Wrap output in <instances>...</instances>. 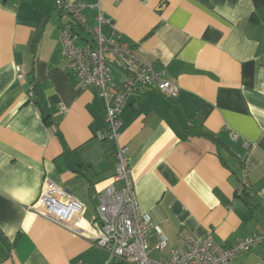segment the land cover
Instances as JSON below:
<instances>
[{
    "label": "crops",
    "instance_id": "crops-1",
    "mask_svg": "<svg viewBox=\"0 0 264 264\" xmlns=\"http://www.w3.org/2000/svg\"><path fill=\"white\" fill-rule=\"evenodd\" d=\"M100 2L103 35L179 87L174 98L141 88L120 115L140 209L169 243L150 256L165 257L181 232L211 234L225 247L264 234V0ZM83 14L95 24L94 9ZM65 22L54 0H0V264H116L95 245L92 226L116 145L105 136L98 89L67 70ZM72 28L79 45H95ZM112 73L117 87L128 77L116 64ZM45 181L82 202L81 237L27 209ZM228 264H264V242Z\"/></svg>",
    "mask_w": 264,
    "mask_h": 264
},
{
    "label": "built area",
    "instance_id": "built-area-1",
    "mask_svg": "<svg viewBox=\"0 0 264 264\" xmlns=\"http://www.w3.org/2000/svg\"><path fill=\"white\" fill-rule=\"evenodd\" d=\"M55 9L66 19L59 30L61 52L67 62V70L76 76L82 88L95 87L105 105L106 139L116 145L115 172L112 182L98 195V205L92 220L96 246L108 254V262L116 264H228L236 256L249 252L264 242V234H252L231 246L218 244L211 234L197 239L181 232L176 246L165 257L160 255L169 243L162 231L140 209L127 158L128 147L120 142L122 109L133 93L141 88L152 89L166 97L174 98L179 87L165 76L163 70H155L140 60L136 50L118 37H106L102 26L109 22L100 0L87 5L84 0H54ZM90 6L95 10V24L85 22L83 10ZM80 26L93 37L95 45L81 46L72 26ZM119 65L127 79L118 87L114 81L112 65ZM24 77L22 72L17 78ZM33 85L29 87V93ZM64 107H61L63 110ZM233 140L239 136L230 134ZM248 145V142H244ZM118 183L119 187L116 186ZM239 191H243L242 185ZM34 215L47 219L74 235L82 236L80 226L84 212L82 202L72 193L51 181H45L35 204L27 207Z\"/></svg>",
    "mask_w": 264,
    "mask_h": 264
},
{
    "label": "trees",
    "instance_id": "trees-1",
    "mask_svg": "<svg viewBox=\"0 0 264 264\" xmlns=\"http://www.w3.org/2000/svg\"><path fill=\"white\" fill-rule=\"evenodd\" d=\"M189 133L193 134V135H201V136H204L206 138L213 139V136L211 133H209L205 130H202V129H195L193 131H190Z\"/></svg>",
    "mask_w": 264,
    "mask_h": 264
},
{
    "label": "water",
    "instance_id": "water-1",
    "mask_svg": "<svg viewBox=\"0 0 264 264\" xmlns=\"http://www.w3.org/2000/svg\"><path fill=\"white\" fill-rule=\"evenodd\" d=\"M70 193V191H68Z\"/></svg>",
    "mask_w": 264,
    "mask_h": 264
},
{
    "label": "rangeland",
    "instance_id": "rangeland-1",
    "mask_svg": "<svg viewBox=\"0 0 264 264\" xmlns=\"http://www.w3.org/2000/svg\"><path fill=\"white\" fill-rule=\"evenodd\" d=\"M156 254V253H155ZM157 255V254H156Z\"/></svg>",
    "mask_w": 264,
    "mask_h": 264
}]
</instances>
